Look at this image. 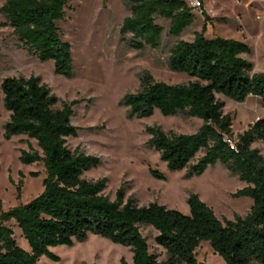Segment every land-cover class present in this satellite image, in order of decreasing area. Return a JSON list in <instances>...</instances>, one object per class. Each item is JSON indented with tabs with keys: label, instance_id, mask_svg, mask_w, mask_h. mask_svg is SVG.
Masks as SVG:
<instances>
[{
	"label": "trees",
	"instance_id": "obj_1",
	"mask_svg": "<svg viewBox=\"0 0 264 264\" xmlns=\"http://www.w3.org/2000/svg\"><path fill=\"white\" fill-rule=\"evenodd\" d=\"M69 2L6 0L0 7L2 25L11 28L27 53L41 63L53 61L54 73L65 76L71 73V52L58 23L64 19ZM124 3L129 16L123 20L120 34L129 36L128 44L135 49L158 47L163 32L158 18L169 21L172 37L180 36L194 20L193 8L184 0ZM201 15L205 23L210 21L204 11ZM205 23L192 41L176 42L167 61L171 72L185 74L193 81L166 84L144 73L140 90L125 95L122 103L130 108L131 117L147 118L158 110L164 117L182 115L201 120L191 135H167L159 128H148L150 143L172 172L189 167L190 175L199 176L209 166L221 164L245 184L234 197L250 198L249 212L233 220H219L195 194L187 199L188 215L157 203L139 207L134 199L125 200L122 189L110 200L103 194L106 179L88 181L82 177L99 166V158L66 146V139L77 135L71 118L78 101L55 108L58 99L38 77H9L0 84L9 113L4 136H26L35 141L38 150L29 147L21 153L20 161L41 163L45 178L42 193L26 204L2 211L0 199V264H36L42 255H51L49 248L70 246L89 234L129 248L133 264H204L197 261L195 253L203 241L225 264H264V156L252 148L253 143L264 142V118L233 138L232 117L223 113L224 104L216 98L221 95L242 103L255 96L264 106V72L252 73L253 64L242 57L251 54L249 45L206 38ZM199 153L202 155L190 165ZM153 175L159 177L156 172ZM11 223L27 241L29 251L18 246ZM139 226L156 231L154 241L164 250V261L150 253ZM120 264L127 263L121 260Z\"/></svg>",
	"mask_w": 264,
	"mask_h": 264
},
{
	"label": "rangeland",
	"instance_id": "obj_2",
	"mask_svg": "<svg viewBox=\"0 0 264 264\" xmlns=\"http://www.w3.org/2000/svg\"><path fill=\"white\" fill-rule=\"evenodd\" d=\"M6 0H0V7ZM191 7L197 0H184ZM193 9V23L178 37L168 34L169 21L158 18L163 28L157 48L135 49L128 44L129 36L122 37L120 26L129 16L124 0H70L65 16L58 23L63 41L70 45L71 73H54L53 61L41 63L21 46L11 28L2 25L0 14V84L9 77H38L57 99L55 108L63 102L77 100L73 107L71 125L77 128L75 137L66 139L69 150H78L99 158L97 168L83 174L88 181L106 179L103 192L110 200L119 189L125 200L134 199L139 207L150 203L163 205L189 214L187 199L195 194L219 219L233 220L245 216L252 205L248 197L234 194L245 184L229 173L221 164L209 166L201 175H190L189 167L169 171L152 147L148 128H159L165 134L191 135L202 121L182 115L164 117L155 110L150 117L130 116V108L123 105V97L140 90V78L149 73L154 81L166 84H186L193 78L171 72L167 61L170 49L180 41H192L205 23L200 11L210 18L205 23L206 38L220 37L246 43L252 52L242 57L253 64L252 73L264 72V0H200ZM223 102V113L232 117L233 138L243 133L258 117L264 118V106L258 98L237 103L217 95ZM9 113L4 108L0 90V199L2 211L26 204L43 191L45 178L41 163L31 165L20 161L21 153L29 147L38 150L34 140L26 136L6 139L4 124ZM252 148L264 156V142H255ZM202 153L190 162L194 164ZM156 172L159 177L153 175ZM161 176V177H160ZM12 225V223H11ZM19 247L29 251L27 241L12 225ZM147 240L150 253L166 259L164 250L155 244L156 231L139 226ZM51 255H42L36 264H120L132 263L129 248L89 234L84 241H73L70 246L49 248ZM196 259L204 264H225L207 242H201L195 251Z\"/></svg>",
	"mask_w": 264,
	"mask_h": 264
},
{
	"label": "built area",
	"instance_id": "obj_3",
	"mask_svg": "<svg viewBox=\"0 0 264 264\" xmlns=\"http://www.w3.org/2000/svg\"><path fill=\"white\" fill-rule=\"evenodd\" d=\"M201 5H200V2L199 0L195 1V2H192L191 4V7L194 9V8H199ZM202 11V10H201ZM200 11V13H201ZM230 143V142H229Z\"/></svg>",
	"mask_w": 264,
	"mask_h": 264
},
{
	"label": "crops",
	"instance_id": "obj_4",
	"mask_svg": "<svg viewBox=\"0 0 264 264\" xmlns=\"http://www.w3.org/2000/svg\"><path fill=\"white\" fill-rule=\"evenodd\" d=\"M249 99H254L255 101L258 100V97H255V96H248L245 100H249ZM258 102V101H257ZM259 119L258 117L255 118V121ZM252 124V123H251ZM247 129V128H246Z\"/></svg>",
	"mask_w": 264,
	"mask_h": 264
}]
</instances>
